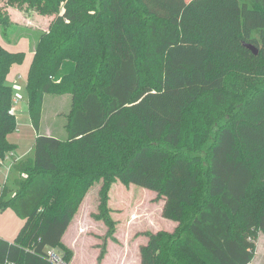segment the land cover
Here are the masks:
<instances>
[{"label":"trees","instance_id":"obj_1","mask_svg":"<svg viewBox=\"0 0 264 264\" xmlns=\"http://www.w3.org/2000/svg\"><path fill=\"white\" fill-rule=\"evenodd\" d=\"M1 2L53 17L28 32L0 5V156L15 148L6 77L25 57L7 44L28 35L36 131L34 156L13 165L14 193L0 190V210L23 219L0 238V264H52L46 247L68 264L62 236L99 180L95 217L113 229L115 179L157 191L177 223L145 232L139 264H249L264 235V0ZM66 93V138L41 132L44 96Z\"/></svg>","mask_w":264,"mask_h":264},{"label":"rangeland","instance_id":"obj_2","mask_svg":"<svg viewBox=\"0 0 264 264\" xmlns=\"http://www.w3.org/2000/svg\"><path fill=\"white\" fill-rule=\"evenodd\" d=\"M0 5L8 10L12 22L29 27L28 32L30 28L46 29L53 17V15H40L35 11L6 8L3 2ZM21 39L28 42L24 50L26 55L30 47L29 35ZM0 40L4 43L1 37ZM19 82L23 87L20 90L23 98L17 106L27 103L25 77H22ZM70 102L69 93L46 94L43 101L40 131H51L61 139L66 138L67 132L64 124ZM16 117L20 124L16 125L10 136V139L16 143L12 151L15 156L7 159L6 164L12 162V159L17 161L34 156L36 131L33 129L34 133H32L33 130L30 128L27 108L22 113L19 112ZM5 168V165H0V182L6 181V194L10 195L15 190L13 182L17 172L11 167L5 180ZM101 185V180L96 181L87 190L75 212L76 216L72 217V223L66 231L64 244L67 246L70 243L71 246L68 247L72 250V258L68 264H139V246L147 241L145 232H170L176 222L161 215L164 198L157 191L132 183L124 184L115 179L108 189V215L114 221L113 229L109 231L102 219L95 217L99 211ZM21 220L10 207L2 210L0 212V237L12 240L22 225ZM78 222L79 226L76 231ZM253 244V259L249 264H264V235L261 232H257ZM101 252L103 255L99 260Z\"/></svg>","mask_w":264,"mask_h":264},{"label":"crops","instance_id":"obj_3","mask_svg":"<svg viewBox=\"0 0 264 264\" xmlns=\"http://www.w3.org/2000/svg\"><path fill=\"white\" fill-rule=\"evenodd\" d=\"M27 46H28V42L25 40V39H20L19 41H17L14 45H7V47H8V49L9 50H11V51H23V52H25L24 50L27 48ZM28 54H26L25 55V57H24V60L22 61V63L21 64H13L12 66H11V68H10V70H9V72H8V74H7V77H6V80H7V82L9 83V84H13L14 82H16V83H19L20 85H21V83L19 82V80L20 79H22V77H25V83H26V77H27V71H28V68H29V65H30V62H31V60H32V56H33V53H32V50H31V48L29 47V49H28V52H27ZM21 88H23L22 87V85H21ZM44 101V100H43ZM18 105V104H17ZM16 105V106H17ZM25 108H27V113H28V117H29V112H28V103H25L24 105H19V106H17L16 108H15V119H16V125H19L20 124V122H19V120H18V118L16 117L17 116V114H19V112L20 113H22L23 112V110L25 109ZM29 119V121H30V117L28 118ZM30 128H31V130H33L34 128H33V126H32V124H31V121H30ZM47 131H49V130H47ZM32 133H34V130L32 131ZM45 133H51V131H49V132H45ZM12 135V132L8 135V137H9V139H10V136ZM11 140V139H10ZM12 141V140H11ZM14 144H15V146H16V143L14 142V141H12ZM14 154H13V158H14ZM22 159H25V158H22ZM22 159H19V160H13L12 159V165H14V163H16V162H18V161H20V160H22ZM7 164H5V166H6ZM11 165V166H12ZM12 168H13V166H12ZM6 169V173H5V180H6V176H7V174H8V172L10 171V167L8 168V170H7V168H5ZM19 177V174L17 173V175H16V177ZM6 183V181H2V182H0V187L2 186V184H5ZM14 193V190L12 191V193L10 194V195H12ZM1 212V211H0ZM74 216H76V214L74 215ZM22 221V224H23V219L21 220ZM170 221H172V220H170ZM173 222V221H172ZM71 223H72V219H71V221H70V223H69V225H68V227H67V229L65 230V232H64V234H63V236H62V242L64 243V242H66L65 241V234H66V231L68 230V228L70 227V225H71ZM78 226H79V222H78V224H76V227H77V229H76V231L78 230ZM174 227L172 228V230L175 228V226H176V223H175V225H173ZM21 227V226H20ZM171 230V231H172ZM170 231V232H171ZM17 234V233H16ZM16 236V235H15ZM14 236V237H15ZM1 238V237H0ZM14 239V238H13ZM12 239V240H13ZM12 240H9V241H12ZM68 243V242H67ZM67 246H71L70 245V243H68L67 244ZM72 248V247H71Z\"/></svg>","mask_w":264,"mask_h":264},{"label":"built area","instance_id":"obj_4","mask_svg":"<svg viewBox=\"0 0 264 264\" xmlns=\"http://www.w3.org/2000/svg\"><path fill=\"white\" fill-rule=\"evenodd\" d=\"M11 86L13 89V95H12V105L9 109V113L14 115L15 114V106L19 103V101L23 98V96L20 92L21 85L19 83L14 82ZM10 157L13 158L12 152H7L4 156H0V165H5L7 159H10ZM11 165H12L11 162L6 165L7 170L9 167L11 168L13 166V165L12 166ZM3 186H4V184H2V186L0 187V190ZM44 256L52 264H67L63 254L54 247H46L44 250ZM8 264H12V263H8Z\"/></svg>","mask_w":264,"mask_h":264},{"label":"water","instance_id":"obj_5","mask_svg":"<svg viewBox=\"0 0 264 264\" xmlns=\"http://www.w3.org/2000/svg\"><path fill=\"white\" fill-rule=\"evenodd\" d=\"M245 46H246L250 51H252L254 54L257 53V48H256L254 45H252L251 43H246Z\"/></svg>","mask_w":264,"mask_h":264}]
</instances>
